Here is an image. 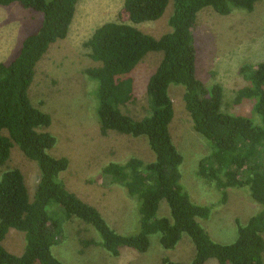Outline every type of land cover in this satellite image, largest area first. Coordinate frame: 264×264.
<instances>
[{"label": "trees", "instance_id": "obj_1", "mask_svg": "<svg viewBox=\"0 0 264 264\" xmlns=\"http://www.w3.org/2000/svg\"><path fill=\"white\" fill-rule=\"evenodd\" d=\"M80 0H0V5L18 3L42 13L39 28L22 41L19 53L9 63L0 62V167L10 159L17 145L39 168L40 178L30 194L23 172L12 167L0 179V264H65L53 252L62 241L63 225L79 218L96 229L97 242L112 256L124 248L146 252L152 235L159 234L161 245L173 249L184 234L195 247L191 262L164 264H264V61L241 67L244 83L234 96V111L224 107L222 86H208L196 74L194 25L198 13L212 7L228 15L235 9L252 11L259 0H125L127 20L108 21L98 26L86 40L90 58L97 66L86 69L97 81L98 118L102 134L115 131L134 137L145 136L154 160L133 156L125 162L110 163L104 169L109 181L118 182L140 202L141 228L134 234L117 232L93 204L69 190L61 172L70 160L50 151L56 136L48 130L51 115L35 106L29 96L36 66L51 45L64 39ZM173 5L168 18L170 30L155 37L137 25L156 21ZM151 51H161L162 59L147 83L148 107L142 117L127 108L135 103L131 73ZM184 88L183 100L193 129L202 135L208 151L200 159L197 175L220 193V202L229 192L245 190L261 209L243 224L237 220V237L231 243L213 239L201 221L209 219L213 206L194 202L182 182L180 166L184 156L178 149L171 123L175 106L170 94L174 86ZM245 105L246 110L236 111ZM248 107V108H247ZM251 117L235 114L245 112ZM166 202L170 216L159 215ZM59 204L63 214H51L49 207ZM25 233L20 255L3 245L9 230ZM84 240L83 244H93Z\"/></svg>", "mask_w": 264, "mask_h": 264}, {"label": "rangeland", "instance_id": "obj_2", "mask_svg": "<svg viewBox=\"0 0 264 264\" xmlns=\"http://www.w3.org/2000/svg\"><path fill=\"white\" fill-rule=\"evenodd\" d=\"M124 1L80 0L68 35L52 44L38 62L29 96L35 106L51 115L52 123L48 130L56 136V143L50 152L70 160L68 169L60 175L66 187L95 205L117 232L129 235L141 228V202L130 196L118 182L109 181L108 176L103 175L104 169L110 163H122L133 156L152 161L154 154L145 136L134 137L115 131L105 135L101 133L97 112L98 84L85 72L98 65L88 55L86 40L105 22L127 20L123 13ZM172 11L170 2L161 19L137 26L160 37L170 30L168 18ZM42 20V13L23 8L18 3L0 5V62L9 63L15 58L23 39L35 32ZM193 32L197 76L208 86L221 85L224 107L234 111L236 91L245 84L241 67L264 61V0L257 1L252 11L240 8L228 15L205 7L197 15ZM162 55L161 51L149 52L131 73L136 100L127 108L136 117L146 113L147 83ZM183 92L180 85L170 90L175 106L171 133L184 156L180 166L182 182L194 202L213 206L210 218L201 221L213 239L231 243L237 237V220L245 224L261 209V205L243 189L229 192V200L221 203L220 193L215 187L197 175L200 159L206 155L208 144L192 127ZM238 110L245 111V105L236 106ZM236 111L235 114L247 117L253 113L252 109L250 114ZM12 167L23 172L33 195L40 178L39 168L17 145L12 148L10 159L0 167V179L3 172ZM48 209L58 216L64 213L59 204ZM159 215L170 216L165 201L160 206ZM63 230V239L53 247V252L65 264H164V258L189 263L195 254L194 242L187 234L173 249L164 248L157 233L152 235L151 246L146 252L127 247L120 256L114 257L97 243L101 237L96 229L83 220L72 218L64 222ZM89 239L96 242L83 244ZM25 243V233L15 228H11L3 240L5 248L16 255L23 253ZM206 264L217 263L211 259Z\"/></svg>", "mask_w": 264, "mask_h": 264}]
</instances>
